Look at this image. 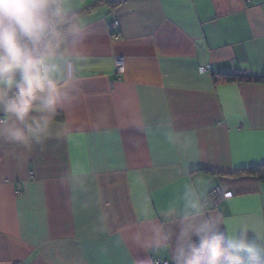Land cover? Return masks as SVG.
<instances>
[{
	"label": "crops",
	"instance_id": "1",
	"mask_svg": "<svg viewBox=\"0 0 264 264\" xmlns=\"http://www.w3.org/2000/svg\"><path fill=\"white\" fill-rule=\"evenodd\" d=\"M64 3L83 30L62 119L38 144L0 137V264H171L142 241L187 186L232 191L210 210L264 237V181L238 173L264 164V82L211 77L264 73V0Z\"/></svg>",
	"mask_w": 264,
	"mask_h": 264
},
{
	"label": "clouds",
	"instance_id": "2",
	"mask_svg": "<svg viewBox=\"0 0 264 264\" xmlns=\"http://www.w3.org/2000/svg\"><path fill=\"white\" fill-rule=\"evenodd\" d=\"M82 30L64 0H0V137L28 145L48 135L72 86L61 69ZM210 204L187 186L180 203L169 204L161 221L151 222L143 246L170 245L171 264H245L240 252L248 253V264H258L264 237L245 223L221 220ZM222 225L227 247L215 235Z\"/></svg>",
	"mask_w": 264,
	"mask_h": 264
},
{
	"label": "trees",
	"instance_id": "3",
	"mask_svg": "<svg viewBox=\"0 0 264 264\" xmlns=\"http://www.w3.org/2000/svg\"><path fill=\"white\" fill-rule=\"evenodd\" d=\"M211 77L214 82H264V73L262 75H249L241 73H218L211 72ZM57 119L61 120L62 115L58 113ZM238 173H248L255 175L258 179L264 181V164L256 165L248 169L239 171Z\"/></svg>",
	"mask_w": 264,
	"mask_h": 264
},
{
	"label": "built area",
	"instance_id": "4",
	"mask_svg": "<svg viewBox=\"0 0 264 264\" xmlns=\"http://www.w3.org/2000/svg\"><path fill=\"white\" fill-rule=\"evenodd\" d=\"M110 26L112 28L118 26V21H113ZM114 68H115V73L117 76H121L124 71H125V62H124V57L122 55H116L114 57ZM208 67L207 66H200L199 71L204 72L207 71ZM72 73V67L69 64L68 65V76H70ZM3 118L0 117V121H2ZM232 196V191L226 190L220 185L213 186L209 192H208V199H210L212 205H216L220 200L222 199H227ZM157 264H164L161 262H157Z\"/></svg>",
	"mask_w": 264,
	"mask_h": 264
}]
</instances>
